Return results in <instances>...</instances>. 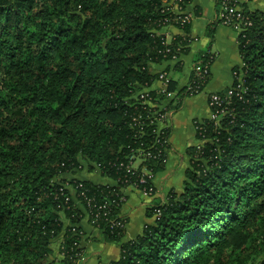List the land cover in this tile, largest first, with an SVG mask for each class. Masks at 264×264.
<instances>
[{
	"label": "trees",
	"instance_id": "1",
	"mask_svg": "<svg viewBox=\"0 0 264 264\" xmlns=\"http://www.w3.org/2000/svg\"><path fill=\"white\" fill-rule=\"evenodd\" d=\"M177 12L200 15L192 0H0V264H53L60 237L72 264L85 216L119 249L108 264H264V11L242 8L241 66L211 118L194 121L202 146L185 151L182 192L152 199L124 240L127 191L152 198L165 170V96L147 89L154 67L189 53ZM169 27L182 34L167 40ZM213 61L196 54L205 79L169 80L167 92L179 104L201 93ZM80 161L114 185L61 180Z\"/></svg>",
	"mask_w": 264,
	"mask_h": 264
},
{
	"label": "crops",
	"instance_id": "2",
	"mask_svg": "<svg viewBox=\"0 0 264 264\" xmlns=\"http://www.w3.org/2000/svg\"><path fill=\"white\" fill-rule=\"evenodd\" d=\"M194 6L200 9V15L193 18L190 27V36L192 43L189 47V53L182 56L174 62L165 63L154 67L157 74L166 71L171 82L176 83L177 88L184 87L192 74L195 64V55L198 53H209L214 55V61L210 67V80L203 91L196 96L187 97L182 101L181 106L175 111L171 119L167 122V128L170 129L169 149L166 150V163L164 172L157 175L153 185L156 191V199L163 198L164 191H170L173 184L179 182L182 185L183 175L187 169L186 149L190 147H200L202 143L195 137L194 121L211 118V111L208 105V97L217 94L231 87L236 80L238 70L241 66V59L238 51V34L233 30L217 24L216 21V0H192ZM241 8L248 11H264V2L253 1L247 3L245 0H238ZM169 36L181 35L182 32L176 28H168ZM181 65L176 67L178 62ZM162 88L160 81L156 80L147 92H157ZM163 108H167L164 103ZM164 126H160L163 128ZM81 167L71 175L63 177L66 183L71 180L89 181L97 185L112 186L114 183L102 177L96 168L87 170L88 164L80 161ZM66 189L74 198L75 192L71 186ZM127 201L123 209V214L129 219L126 226L125 241L133 240L141 233L143 226L147 223L145 218L146 205L150 202L141 201L142 198L138 191L129 189L127 191ZM138 202V204H137ZM144 202V203H142ZM142 203V204H141ZM133 204V205H132ZM144 208L142 216L135 221L134 209ZM145 206V207H144ZM131 207V208H130ZM132 210V211H131ZM141 210V209H140ZM142 218V219H141ZM83 236L81 239L83 254L85 255L84 264H108L116 261L119 257V249L116 245L103 242L101 232L92 228L88 222L87 216L81 222ZM62 238H58L51 246V251L58 246L61 247ZM55 262L60 264L62 261L60 249L56 253ZM62 264V263H61Z\"/></svg>",
	"mask_w": 264,
	"mask_h": 264
},
{
	"label": "built area",
	"instance_id": "3",
	"mask_svg": "<svg viewBox=\"0 0 264 264\" xmlns=\"http://www.w3.org/2000/svg\"><path fill=\"white\" fill-rule=\"evenodd\" d=\"M264 2V0H261ZM240 6L238 4V0H223L219 12L216 16V21L219 25L227 27L229 29L234 30L237 32L238 36L242 33H244L248 26H250V23L247 21V19L244 18L242 12V8L239 9ZM175 10L176 7H175ZM179 15H182L183 18L180 20V24H187L193 21V17L187 13V12H177ZM208 67H203L200 65V63H195L192 69V77L198 80H204L205 77L208 75ZM158 81L162 82L164 88L157 91L160 95L165 96V99L174 100V94L167 92L165 87L169 83L168 75L166 73H160L158 76ZM188 91L194 90L192 93H196L199 91L198 87H188ZM229 95H231V92H229ZM222 104L221 99L216 95L212 94L209 96V107H220ZM165 114L160 117L159 127L160 126H166V112L167 108L163 109ZM133 167V165H132ZM134 168V167H133ZM144 195V194H143ZM145 196V195H144ZM63 256V255H62ZM81 255H78V258Z\"/></svg>",
	"mask_w": 264,
	"mask_h": 264
},
{
	"label": "rangeland",
	"instance_id": "4",
	"mask_svg": "<svg viewBox=\"0 0 264 264\" xmlns=\"http://www.w3.org/2000/svg\"><path fill=\"white\" fill-rule=\"evenodd\" d=\"M247 3H251V2H253V1H257V0H245ZM258 1H261V0H258ZM239 9H241V7L239 8ZM169 28H171V27H169ZM232 30V29H231ZM234 31V30H233ZM235 32V31H234ZM165 36H166V39H168V36H169V33L168 32H166L165 33ZM168 79L170 80V78L168 77ZM162 83V82H161ZM186 86V85H185ZM167 87H168V85L165 87V89H166V91H167ZM164 88V86H163V84H162V89ZM180 89V88H179ZM170 93H173L174 94V100H167V99H165L164 101V103H166V105H167V112H166V126H167V122L171 119V117H172V115L175 113V111H177V109L181 106V104H182V102L179 104V99H178V97L176 96V93H174V92H170ZM194 126V125H193ZM194 130H195V128H194ZM139 160L138 159H135V161H134V163H133V167L134 168H137V166L139 165ZM88 168H89V166H88ZM88 168H87V170H88ZM174 185V187H171V189H170V191L168 190V191H166V190H163L164 191V194H163V198L161 197V199L163 200H165V198L167 197V195L170 193V192H172V191H174L176 194H180L181 192H182V188H181V185H179V182H177V183H175V184H173ZM153 187H154V185H153ZM154 189H155V187H154ZM140 194V197L142 198V200L141 201H145V202H150V201H152V199H154L155 197H156V191H155V195L151 198V197H146V196H144L143 194H141V193H139ZM157 198V197H156ZM142 203H144V202H142ZM141 203V204H142ZM137 204H138V202H137ZM133 205V204H132ZM142 206V208L140 207V208H137V209H134V216H135V221L136 220H139V217L140 216H142V211H144V208H143V205H141ZM145 207V206H144ZM131 208V207H130ZM234 208V207H233ZM141 209V210H140ZM132 211V210H131ZM142 219V218H141ZM147 220V219H146ZM147 222H148V220H147ZM54 244V243H53ZM52 244V245H53ZM51 245V246H52ZM60 249V253H61V255H62V246L59 248ZM59 249H58V246L56 245L55 246V249L54 250H52V255H51V258H50V260H51V262H53V264H56L57 262H55V260H57L56 259V257L55 256H57V252L59 251ZM183 249V248H182ZM181 250V249H180ZM250 252H251V249H250ZM249 253V251H246V250H243L242 251V254L241 255H244V256H246L247 254ZM61 259H62V261H60L59 263L61 264H64V262H63V260H64V258H63V256H61ZM84 262H85V255L82 253L81 254V256L77 259V260H74V261H72V264H84Z\"/></svg>",
	"mask_w": 264,
	"mask_h": 264
}]
</instances>
